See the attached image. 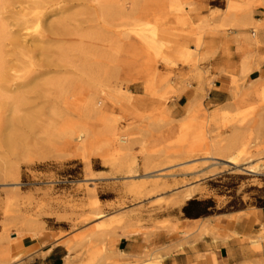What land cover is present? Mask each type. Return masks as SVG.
Segmentation results:
<instances>
[{
    "label": "rangeland",
    "instance_id": "obj_1",
    "mask_svg": "<svg viewBox=\"0 0 264 264\" xmlns=\"http://www.w3.org/2000/svg\"><path fill=\"white\" fill-rule=\"evenodd\" d=\"M29 1L0 2V18L18 39L4 42L7 74L22 75L30 56L46 72L13 115L20 121L4 130L16 132L12 145L0 134V249L51 236L72 264H105L117 261L121 237L167 226L163 217L188 189L219 211L264 206V92L247 80L245 62L231 64L237 58L226 39L248 30L257 44L250 20L263 1L78 0L65 35L53 37L47 67L34 52L40 37L19 23ZM59 16L47 11L42 29ZM215 90L224 92L223 103L209 96ZM94 105L98 113L74 112ZM0 113L12 116L7 108ZM108 126L119 143L105 146ZM236 139L248 146L242 167L252 172L233 170L218 155ZM13 233L22 237L12 240ZM253 249L260 251L255 243ZM145 260L160 255L133 262Z\"/></svg>",
    "mask_w": 264,
    "mask_h": 264
},
{
    "label": "crops",
    "instance_id": "obj_2",
    "mask_svg": "<svg viewBox=\"0 0 264 264\" xmlns=\"http://www.w3.org/2000/svg\"><path fill=\"white\" fill-rule=\"evenodd\" d=\"M207 1L225 6V0ZM250 21L259 25L257 44L248 30H235L226 39L233 47L232 57L237 58L230 60L231 64L245 62L251 69L247 80L254 83L264 80V5L253 9ZM223 93L210 91L209 96L215 104L223 103ZM217 209L212 200H188L175 213L163 217L168 221L164 228L121 237L114 247L117 261L133 262L147 253L160 255V264H247L264 259V241L260 251L253 249L252 241L264 228V206ZM58 241L51 236L22 239L8 246L9 258L12 264H63L68 252Z\"/></svg>",
    "mask_w": 264,
    "mask_h": 264
},
{
    "label": "bare ground",
    "instance_id": "obj_3",
    "mask_svg": "<svg viewBox=\"0 0 264 264\" xmlns=\"http://www.w3.org/2000/svg\"><path fill=\"white\" fill-rule=\"evenodd\" d=\"M78 0H30L28 2L29 7L27 8L28 11L22 14L21 18L19 19V23L22 26L21 29L27 30L29 28V24L32 25L34 28V33L40 37V39H36L38 43H40V46L34 47V52L37 51L39 55L42 57V65L41 66H49L51 64V60L49 59V52H50V45L54 44V38L57 36H64L65 35V26L66 21L69 17V11L74 6V2H77ZM98 1V0H93ZM2 2V0H0ZM99 2V1H98ZM104 4H112L114 0H104ZM62 4V5H61ZM101 5L102 3H98V5ZM47 11L50 13H56L59 14V18L57 21H53L45 26V28L42 29L41 24L43 21V18L46 17ZM130 17V14L128 13L125 15ZM255 27L259 28V25H256ZM9 31L7 30V26L0 18V110L3 108H7L8 111L12 114V116L9 117H1L0 119V126H2V129L0 130V134L2 132V141L7 145H12V139L13 137H16L17 134L14 130H10L7 133L4 131L6 127L13 126L16 122L20 121L19 118H16L13 116L16 113L17 108H19L20 105L24 104L27 100V95L33 92H36V84H39V82L36 81V78L38 75L44 74L46 72L42 71L39 72L36 70V64L33 61L32 56L29 57L28 67L29 69L25 71L22 75L17 76H10L7 74L6 69L8 67V62L5 59V51H4V42L5 40H9L11 44L17 45L18 39L14 36L9 35ZM252 36H255V31H252ZM35 41V40H34ZM254 42V41H253ZM59 51V48L56 49ZM15 58L19 60V62H22L21 58L23 54L21 52L14 54ZM25 55V54H24ZM12 69V68H10ZM18 80H20L18 82ZM8 81L16 82L14 84H7ZM52 81V80H51ZM253 87L255 91L264 92V80L257 79L253 83ZM27 88V89H25ZM25 89V90H24ZM7 101V102H6ZM198 100L195 99L189 103L187 106V109L189 112L193 111L195 107H197ZM100 101L96 102V105H98ZM11 104V107H6L5 105ZM94 105L93 109L90 111H84V110H76L74 111L77 115H86L87 113H98L99 108ZM5 106V107H4ZM1 114V113H0ZM4 125V129H3ZM116 131L115 128L108 126L105 127L103 130V137L105 146H110L113 143H119L118 138L116 137ZM86 137V134L81 135L80 141L84 143V140L82 141V138ZM236 144L224 148L221 150L220 156L226 157V163L231 165V169L239 170L240 172L248 171L252 172L251 170H246L245 167H242L246 164L245 162V156L248 152V146L246 142L240 141L239 139H236ZM119 147L122 149V144H118ZM149 177V175H148ZM17 183L13 184V186H16ZM152 186H156V184H152ZM196 189H188L175 197L173 200V205L180 207L188 200L192 199V197L196 194ZM100 204L99 199L95 198L93 199V205L95 208ZM98 216L97 218H100L101 215L99 213L96 214ZM20 235V236H19ZM21 236V233H13L12 234V240H17ZM264 241V229L257 237V240L253 243L256 244V246L261 247V243ZM70 256V255H69ZM67 256L64 259L63 264H72V261L70 257ZM7 259H9V253H8V246H4L3 249H0V264H4ZM12 264V263H11ZM105 264H160L159 261L154 260H145V261H139V262H118L114 261L111 263H105Z\"/></svg>",
    "mask_w": 264,
    "mask_h": 264
},
{
    "label": "trees",
    "instance_id": "obj_4",
    "mask_svg": "<svg viewBox=\"0 0 264 264\" xmlns=\"http://www.w3.org/2000/svg\"><path fill=\"white\" fill-rule=\"evenodd\" d=\"M184 210V209H183Z\"/></svg>",
    "mask_w": 264,
    "mask_h": 264
}]
</instances>
